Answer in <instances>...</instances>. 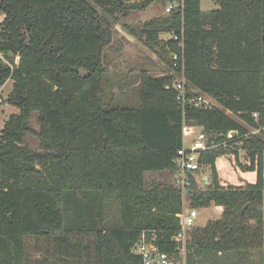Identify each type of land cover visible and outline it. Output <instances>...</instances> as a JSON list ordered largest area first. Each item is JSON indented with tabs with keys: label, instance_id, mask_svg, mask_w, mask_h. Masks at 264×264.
I'll return each instance as SVG.
<instances>
[{
	"label": "trees",
	"instance_id": "16d2710c",
	"mask_svg": "<svg viewBox=\"0 0 264 264\" xmlns=\"http://www.w3.org/2000/svg\"><path fill=\"white\" fill-rule=\"evenodd\" d=\"M154 1L0 0V86L13 80L6 102L18 109L0 130V264H143L133 252L142 235L176 255L182 188L145 173L175 171L183 123L248 133L203 151L187 173L188 205L222 212L189 230L186 264H256L255 251L264 264V0H215L207 11L183 0L128 29L153 46L183 25L187 85L217 105L182 112L165 89L176 75L167 39V73H140L138 107L111 106L104 48L119 19Z\"/></svg>",
	"mask_w": 264,
	"mask_h": 264
},
{
	"label": "rangeland",
	"instance_id": "374dc122",
	"mask_svg": "<svg viewBox=\"0 0 264 264\" xmlns=\"http://www.w3.org/2000/svg\"><path fill=\"white\" fill-rule=\"evenodd\" d=\"M177 0H155L144 9L132 10L128 16L117 21L113 29L111 42L104 48V88L106 100L111 101V106L136 108L139 106V76L141 72L149 73L153 76H162L167 73L166 60L168 52L161 46L168 39L169 34L159 35L161 42L158 45L149 46L145 40L139 38L137 34L131 33L128 29L137 30L139 24L154 17L163 16L167 12L165 7L170 3L175 5ZM218 6L215 0H200V8L203 11L216 9ZM138 31V30H137ZM136 31V32H137ZM13 80L8 79L0 86V130L5 120L10 114L17 113L18 109L6 102V98L11 90ZM213 105L217 102L209 97ZM236 119V115L230 114ZM29 126L38 131V114L32 113ZM197 129V128H196ZM190 137H186V145L189 144ZM25 144L32 149H38V140L35 135H27ZM245 152L239 149V157L242 160ZM209 177L208 168L201 169L200 178ZM145 178L148 183L155 182H174L175 176L172 172H146ZM201 186H205L201 183ZM188 204V202L186 201ZM221 206L211 205L208 208L198 210V217L195 220L196 226L202 225L207 219L218 218L221 214ZM38 247L31 241L29 252L32 259L40 257ZM255 263L259 262L260 255L255 251L252 255ZM233 262V260H232ZM231 264V263H230Z\"/></svg>",
	"mask_w": 264,
	"mask_h": 264
},
{
	"label": "built area",
	"instance_id": "2783aa9c",
	"mask_svg": "<svg viewBox=\"0 0 264 264\" xmlns=\"http://www.w3.org/2000/svg\"><path fill=\"white\" fill-rule=\"evenodd\" d=\"M182 2L183 0L177 1L175 5L170 3L165 7V11L168 13L172 8L182 5ZM168 39L174 41L177 47V50L170 54L171 69L169 72L170 74L176 72V75L171 83L165 85V89H172L175 91L176 101L182 112H184L187 107H211L213 104L209 101V96L203 93H197L194 88L187 85L184 75L183 25H181L179 33H170ZM253 116L256 117L257 114L254 113ZM247 135L248 133L239 134L236 130H228L225 133L212 135L204 131L201 127L183 123L182 146L178 150L175 159L176 169L172 172L175 176L174 183L182 188L183 196V207L178 214L180 229L175 236V241L178 244L177 254L168 255L160 251L155 244L146 241V238L142 235L139 242L133 247V252L141 256L143 264H186L185 251L188 232L192 227L196 226L195 220L198 217V209L192 208L186 203V188L190 185L187 173L199 169V157L203 151L216 148H230L232 146L231 141L236 138H246ZM186 137H190L188 145H186L185 142ZM262 176L264 177V172ZM204 179L206 180L207 177H204ZM262 245L264 247V233Z\"/></svg>",
	"mask_w": 264,
	"mask_h": 264
},
{
	"label": "crops",
	"instance_id": "0c3cea01",
	"mask_svg": "<svg viewBox=\"0 0 264 264\" xmlns=\"http://www.w3.org/2000/svg\"><path fill=\"white\" fill-rule=\"evenodd\" d=\"M207 177V176H206ZM207 179H208V177H207ZM204 181H205V179H204ZM206 182V181H205ZM221 212H222V209H221ZM210 219V218H209ZM209 219H207L206 220V222L209 220ZM206 222L204 223V224H202V225H199V226H204L205 224H206ZM260 261V260H259ZM259 263V262H258ZM257 264V263H256Z\"/></svg>",
	"mask_w": 264,
	"mask_h": 264
},
{
	"label": "water",
	"instance_id": "95a60500",
	"mask_svg": "<svg viewBox=\"0 0 264 264\" xmlns=\"http://www.w3.org/2000/svg\"><path fill=\"white\" fill-rule=\"evenodd\" d=\"M205 181L207 182V179Z\"/></svg>",
	"mask_w": 264,
	"mask_h": 264
}]
</instances>
